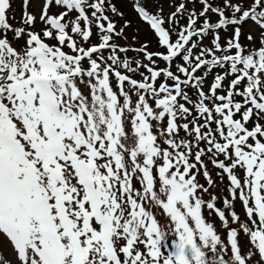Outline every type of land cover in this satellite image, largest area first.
I'll return each mask as SVG.
<instances>
[{
  "label": "snow or ice",
  "instance_id": "1",
  "mask_svg": "<svg viewBox=\"0 0 264 264\" xmlns=\"http://www.w3.org/2000/svg\"><path fill=\"white\" fill-rule=\"evenodd\" d=\"M129 2L0 0V264H264V0Z\"/></svg>",
  "mask_w": 264,
  "mask_h": 264
},
{
  "label": "rangeland",
  "instance_id": "2",
  "mask_svg": "<svg viewBox=\"0 0 264 264\" xmlns=\"http://www.w3.org/2000/svg\"><path fill=\"white\" fill-rule=\"evenodd\" d=\"M115 3H117V7L124 12L125 14V19L132 21L133 27L138 23V17L136 16L134 10H133V3L129 2V0H114ZM11 3V8L8 10L7 12V16L9 17V23L13 25V27H25L27 28V25H24L22 23V20L25 19L26 17L24 16V12H25V6H24V0H10ZM42 4H43V0H28V4H27V12L29 14L35 15L37 17V21H39V16L41 15V11H42ZM52 11L57 12L58 9L53 8ZM51 11V12H52ZM164 11L165 13H168L169 11H171L170 9H167L164 5ZM52 12V13H54ZM12 17H15V19H12ZM120 23L122 24L123 21H120ZM43 27V25L39 22L36 23L35 25V30L39 31L41 28ZM146 29V26H144ZM248 25H245V31L248 30ZM93 31L95 32V29H93ZM129 37H131L132 35V29H128L127 30ZM11 35V34H9ZM140 39L143 40H149L153 39V37L149 35V33L147 32V30L142 31L140 34ZM87 91V90H85ZM210 165V164H209ZM210 168V167H209ZM212 171L214 169L210 168ZM199 182L201 184H203V176L201 174V176L198 178ZM218 185L216 187H219L220 184L217 183ZM215 187V188H216ZM204 199L207 200V196L206 194L204 195ZM203 215L206 217L209 215V211L208 210H203ZM227 215V213H226ZM218 219V218H217ZM219 220V219H218ZM230 220V218H229ZM231 222V221H230ZM215 227L218 231V233H220L221 230V222H217L214 223ZM222 234V233H221ZM239 242L240 245L242 246L244 251L248 250V241L247 238L244 235H241L239 237ZM165 252L167 251V249L164 250ZM3 256H5L6 258H11V253L10 250L5 249L2 253Z\"/></svg>",
  "mask_w": 264,
  "mask_h": 264
},
{
  "label": "trees",
  "instance_id": "3",
  "mask_svg": "<svg viewBox=\"0 0 264 264\" xmlns=\"http://www.w3.org/2000/svg\"><path fill=\"white\" fill-rule=\"evenodd\" d=\"M131 3H132V2H131ZM164 5H165V7H166L167 9H170V8H169V5H168L167 3H165ZM188 7H189V8H192L193 5H192V4H189ZM195 7H196V9L199 11L200 8H201V5H200L199 3H196ZM170 10H174V9H170ZM51 11H52V9H51ZM52 12H54V11H52ZM54 13H55V12H54ZM180 23H181V24H184V23H186V21H185V20H181ZM147 32L149 33V35H150V37H151V36H152L151 32H149V31H147ZM173 39H175V36H173ZM141 40H143V39H141ZM145 40H146V39H145ZM150 41H151V47H150V50H151V51H156L157 48H156V46H155V40H154V39H150ZM49 43H53V44H54L55 41H49ZM91 43H97V37H96L95 35H93V37L91 38ZM121 43H123V41H121ZM65 51H68V49H65ZM128 55H129V56H133V55H135V54L129 52ZM161 66H163V64H161ZM136 78H139V77H136ZM113 84H114V81H113ZM250 126H251V125H250ZM181 135H183V133H181ZM209 167L212 168L211 165H209ZM215 174H216V170L214 169V170L212 171V175H213L214 178H216V175H215ZM216 179H217V183H219L220 186H219V187H216V188H212V189H210V192L215 193V194L220 198V199H218L217 206L222 208V207H223V204H222V198H223L225 195H227V193H226V191H225V185H227L228 181H227V179H225L224 183L221 184V183L219 182L218 178H216ZM203 184H205V186H207L205 180H203ZM217 185H218V184H217ZM206 196H207V199H209V196H208L207 194H206ZM235 211H236L238 214H240L242 220L245 219L244 213H243V211H242L241 204H240V202H239L238 200L235 202ZM226 213H227V211H226ZM202 214H203V213H202ZM206 219L209 220V221H212V222H214V223L219 222V220L217 219V217H216L215 214H212L211 216H209V215L206 216ZM220 233H222V235L224 234V233L222 232V230H220ZM240 236H241V235H240Z\"/></svg>",
  "mask_w": 264,
  "mask_h": 264
}]
</instances>
